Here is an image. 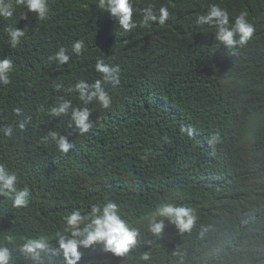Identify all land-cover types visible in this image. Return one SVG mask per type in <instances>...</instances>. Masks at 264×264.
Listing matches in <instances>:
<instances>
[{
    "label": "trees",
    "instance_id": "1",
    "mask_svg": "<svg viewBox=\"0 0 264 264\" xmlns=\"http://www.w3.org/2000/svg\"><path fill=\"white\" fill-rule=\"evenodd\" d=\"M218 1L147 2L177 8L169 10L164 25L153 22L128 32L119 24L80 19L79 0H53L49 13L52 9L60 21L52 25L26 19L27 48L21 39L13 53L0 55L14 64L10 83L0 84V126H15L31 117L26 131L14 128V137L0 132V163L17 173L19 188L27 185L30 190L25 208H14L9 198L0 196V245L10 250L8 264H66L62 250L57 256L42 252L43 259L33 261L20 250L24 243L20 237L44 236L50 248L58 249L59 237L54 234H64L62 217L74 208L90 212L92 204L106 197L139 230L137 242L125 257L106 251L103 243L78 247L77 264H264V213L252 214L249 203L252 192L258 191L259 210L264 206V51L254 45L243 58H235V47L215 38V25L197 24L196 17ZM79 27L86 32H75ZM74 39L84 40L92 51H114L125 65L111 108L95 102L90 108L93 126L84 135L70 127V117L48 114L62 99L84 106L75 91L78 77L49 60L61 47L68 51ZM131 51L135 59H130ZM27 56L37 57V63L30 64ZM249 58L257 63L255 69ZM56 83L63 86L57 89ZM197 95L219 101L227 119L211 128L194 117L196 111H185L186 102ZM31 100L38 102L36 109L28 107ZM17 107L22 116L14 113ZM172 123L180 129L185 124L193 127V135L182 133L181 139ZM50 131L67 136L73 148L66 154L58 151L48 137ZM215 133L220 140L210 145ZM164 134L170 143L161 140ZM157 157L164 168L150 165ZM181 158L201 169L167 189L175 180L166 166ZM213 164H220L222 171L213 170ZM219 185L225 197L217 200ZM165 199L194 207L199 216L196 233L179 235L162 217L157 219L164 220L163 232L150 231L149 219ZM209 210L216 220L234 225L238 235L215 232ZM11 233L17 238L3 239ZM144 253H149V260L141 259Z\"/></svg>",
    "mask_w": 264,
    "mask_h": 264
},
{
    "label": "clouds",
    "instance_id": "2",
    "mask_svg": "<svg viewBox=\"0 0 264 264\" xmlns=\"http://www.w3.org/2000/svg\"><path fill=\"white\" fill-rule=\"evenodd\" d=\"M151 1L155 0H79L81 8L79 17L80 19L95 18L110 26L119 24L127 32L135 29L138 25L147 26L153 22L164 25L170 16L169 10L177 7L170 3L159 6L146 5ZM52 2L53 0H0L1 56L13 53L15 49L19 48L21 39L27 48L29 39L25 37L24 25L28 19H34L40 26H49L60 21L55 19L52 9L51 15L49 13ZM138 15L141 17L139 21H137ZM196 22L200 25H215V38L228 48L235 47V58L240 56L243 58L254 45L258 50L264 51V0H221L211 3L206 13L196 17ZM86 30L84 27H79L75 32H86ZM92 50L93 48H90L84 40L74 39L68 51L61 47L49 57L52 64L64 65L70 69L71 75L78 77L79 82L75 84V91L84 106H74L72 100L62 99L48 110V114L53 118L63 116L67 120L70 117V127L74 126L80 135L88 133L93 126V121L90 120V108L94 106L95 102L105 110L111 108L113 95L121 87L122 73L125 72L124 63L114 51ZM27 57L30 64L37 63V57ZM134 57L131 51L130 59H135ZM24 58H26L25 54ZM249 60L250 68L255 69L257 63L252 58ZM13 67V60L8 57L0 58V84L8 85L10 83V73L13 71ZM62 86L60 83L54 84L57 89ZM28 107L36 109L38 102L31 100ZM184 109L185 111H196L197 114L194 117L210 123L211 128H216L220 121L227 119L220 102L211 97L205 98L204 95H197L190 99V103L187 101ZM13 111L18 117L23 115L22 108L17 107ZM30 120L31 117H24L17 121L15 126L12 124L0 126V132L6 137H14L17 134L14 132V128L19 132H24ZM34 125L33 133L36 130V124ZM171 127L172 131L181 139H183L182 133L188 137L193 135L194 128L189 125L185 124L180 129L172 123ZM197 133H201V131ZM48 137L55 142L57 150L61 153H68L69 149L74 146L67 136L56 131H50ZM161 140L165 144L171 142L167 134L161 136ZM219 140V134L215 133L210 136L208 143L215 145ZM151 159L152 167L157 168L163 164L164 168V161L160 160V157ZM222 162L223 157L220 164ZM220 164L217 166L213 164V170H218L221 167ZM200 169L201 167L191 160L183 158L168 164L166 170L172 172L175 182H170L167 189L173 188L192 174H198L197 171ZM219 171L221 172L222 169ZM17 180V173L10 171L4 163H0V196L9 198L14 208H25L29 205L27 197L30 190L27 185L19 188ZM174 183L175 185H173ZM222 185L226 186L224 183ZM257 193L260 194L258 191ZM257 193L252 192L249 202L252 214L254 213L256 216L259 212L264 213V206L259 210L260 199ZM223 197H225V192L219 185L216 199ZM208 214L215 232L220 230L231 237L238 235L239 231L234 225L230 226L216 220L212 210H209ZM158 217L165 218L169 224L175 226L174 230L179 235L196 233L195 229L199 222V216L195 213L193 206L187 208L168 199L157 205L149 219L150 231L156 235L161 234L165 228L164 220H158ZM62 220L64 223L63 233L69 235L66 237L61 232L54 234L59 237L58 249L50 248L47 238L44 236H23L20 237L24 240L20 250L29 255L33 261H41L43 259L42 252L45 255L57 256L62 250L66 264H77L81 258L78 247L87 248L95 243H103L106 251H110L116 256L125 257L130 254L131 248L136 244L140 235L139 230L121 216L119 205L107 197L105 201L92 204L90 212L84 213L81 209L74 208L65 214ZM16 238L14 233L3 237L8 242ZM149 258V253H144L141 257L145 261ZM9 260V248L0 245V264H8Z\"/></svg>",
    "mask_w": 264,
    "mask_h": 264
}]
</instances>
